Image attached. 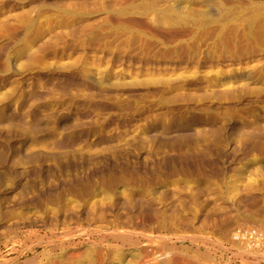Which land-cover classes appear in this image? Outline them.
Instances as JSON below:
<instances>
[{
	"label": "rangeland",
	"instance_id": "1",
	"mask_svg": "<svg viewBox=\"0 0 264 264\" xmlns=\"http://www.w3.org/2000/svg\"><path fill=\"white\" fill-rule=\"evenodd\" d=\"M145 254L264 264V0H0V264Z\"/></svg>",
	"mask_w": 264,
	"mask_h": 264
},
{
	"label": "built area",
	"instance_id": "2",
	"mask_svg": "<svg viewBox=\"0 0 264 264\" xmlns=\"http://www.w3.org/2000/svg\"><path fill=\"white\" fill-rule=\"evenodd\" d=\"M236 232V238L237 239H242L244 241L249 242L248 244L256 247L258 249V240H263V234L261 232H258L257 227L253 228H246V227H240L235 230ZM240 237H238V235Z\"/></svg>",
	"mask_w": 264,
	"mask_h": 264
},
{
	"label": "bare ground",
	"instance_id": "3",
	"mask_svg": "<svg viewBox=\"0 0 264 264\" xmlns=\"http://www.w3.org/2000/svg\"><path fill=\"white\" fill-rule=\"evenodd\" d=\"M260 241V240H258ZM249 243V242H248ZM148 256L146 254L141 258L140 264H146V259ZM156 262L158 264H194L192 260H185L183 261L181 258L179 259H174V258H169L165 256H158L156 257Z\"/></svg>",
	"mask_w": 264,
	"mask_h": 264
}]
</instances>
